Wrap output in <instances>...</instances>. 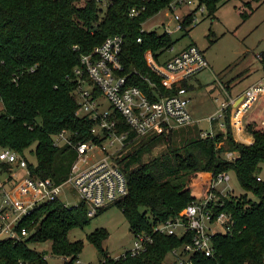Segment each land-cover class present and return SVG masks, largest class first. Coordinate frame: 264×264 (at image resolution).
<instances>
[{"label":"trees","instance_id":"16d2710c","mask_svg":"<svg viewBox=\"0 0 264 264\" xmlns=\"http://www.w3.org/2000/svg\"><path fill=\"white\" fill-rule=\"evenodd\" d=\"M200 1L208 10L207 15L214 17L220 0ZM168 2L0 0V148L14 150L25 160L24 153L30 150L36 160L35 163L27 160L32 176L55 184L64 181L77 157L74 145L93 139L99 141L92 132L95 121L88 115L76 114L75 68L80 65L81 55L90 53L114 34L124 37L120 75L126 76L128 83L141 89L149 99L173 95L179 87L187 91L192 88L188 79H183L166 89L160 75L150 69L144 57L147 50L159 63L171 57L159 58L172 50L175 39L164 32L141 27ZM133 7L139 12L131 16L129 10ZM191 18L192 14L183 18L184 35L192 27ZM139 36L141 40L136 42ZM261 56L264 65V52ZM93 93L101 95L96 88ZM262 96L254 113L256 117L245 125V131L253 138L250 144L233 138L230 105L224 109L223 127L214 125L213 135L206 137L200 136L197 124L136 137L122 116L112 111L110 118L117 132H126L123 148L128 149L117 157L116 163L127 179L128 193L111 204L122 211L131 232L150 235L152 242L136 254L128 251L110 257L103 248L108 232L102 227L95 228L86 238L97 249L99 261L162 264L167 252L185 237L159 233L154 227L175 218L207 190L204 174L233 172L239 186L251 192L255 200H250L246 192L225 198L226 209L231 211L236 226L231 234L213 239L214 257L200 261L201 264H260L264 253V180L258 179L264 163ZM62 130L68 133L71 144L57 146L54 136ZM155 150L157 153H153ZM225 151H234L238 156L228 160ZM2 167L5 169L7 165ZM89 218L82 202L74 207L64 205L59 199L46 201L19 224L27 228V237L14 242L0 239V264H50L45 252L32 246L47 242L51 254L62 257L63 264H75L83 241H71L67 234L88 224Z\"/></svg>","mask_w":264,"mask_h":264},{"label":"built area","instance_id":"2783aa9c","mask_svg":"<svg viewBox=\"0 0 264 264\" xmlns=\"http://www.w3.org/2000/svg\"><path fill=\"white\" fill-rule=\"evenodd\" d=\"M144 7L145 5L141 9ZM204 10L205 6L200 0H169L157 11L164 12L169 18V23L162 24V32L171 35L183 31L184 16L192 14L191 26L196 14L203 13ZM129 11L131 16L139 12L135 7ZM140 40V36L136 38V42ZM123 42V35L114 34L106 37L90 53L80 56V65L75 68L77 83L74 93L77 94L78 102L76 114L88 115L95 121L92 132L99 141L93 139L74 145L77 157L64 181L55 184L49 179L32 176L27 168V160L22 155L9 148H0V239L14 242L27 237L29 232L26 227L19 225L21 221L46 201L59 199L65 186L77 195L78 203L86 205L88 217L95 216L101 208L127 195L125 175L116 161L109 154H104L105 150L108 151L117 144L123 146L126 137V132H117L115 122L110 118V111L116 110L136 137L158 135L196 124L188 107L189 91L184 87L177 88L173 95L151 100L137 86L129 84L126 76L120 75ZM144 57L150 69L160 75L161 83L166 89L208 67L207 59L195 44L182 48L162 63L155 60L149 50L144 53ZM95 88L109 102V108L101 106L99 96L93 93ZM262 95L264 85L259 80L248 86L237 98L222 101L218 110L206 117V120L211 123L213 119H218L220 127H223L224 109L230 105L231 130H243V116ZM66 134L62 130L55 135L54 143L57 146L70 143ZM207 135H213L212 126L209 131L200 132L201 137ZM224 155L231 161L238 156L234 151H225ZM2 164L7 167L4 169ZM203 179L207 182V190L187 204L175 218L167 219L153 229L159 233L185 237L182 243L167 252L162 264H201L200 259L215 256L213 239L217 235L231 234L236 226V220L231 211L226 209L225 203V198L232 192L226 184L229 172H208L203 175ZM78 203L68 204L63 201L66 206L75 207ZM134 239L132 247L121 255L128 251L131 254L141 252L152 242L150 235L141 233L134 234ZM104 263L103 259L94 264ZM75 264L92 263H83L78 259ZM260 264H264V253Z\"/></svg>","mask_w":264,"mask_h":264},{"label":"rangeland","instance_id":"374dc122","mask_svg":"<svg viewBox=\"0 0 264 264\" xmlns=\"http://www.w3.org/2000/svg\"><path fill=\"white\" fill-rule=\"evenodd\" d=\"M207 13L208 10L205 9L203 13L196 14L195 21L188 29L187 34L184 35V31L171 34V38L175 39L172 51L181 50L193 42L209 62L208 68L200 71L195 75V78L190 80L192 90L189 103L191 115L197 127L206 132L211 129V123L206 120V116L217 111L221 102L219 98L223 95L222 84L232 91V97L238 96L246 87L250 84L253 85L258 80H261L264 85V65L261 61V53L264 52V2L220 0L214 17ZM243 14L247 15L246 18L243 17ZM165 23H169L168 15L158 12L145 20L141 27L145 30L162 32V24ZM172 51L165 52L159 58L164 59L171 56ZM215 97H219L218 102L214 101ZM262 98L263 96H260L258 100ZM99 101L103 108H109V102L104 96L100 95ZM110 112L112 113V111ZM212 132L214 133L213 130ZM31 147L34 148V145ZM123 147L124 145L117 144V146L109 148L108 151L105 150L104 154H109L116 161L117 157L125 154L128 149ZM157 151L155 150L153 153H157ZM24 156L32 163L36 162L35 156L30 150L26 151ZM259 175L264 180V163L261 164ZM20 177L21 173L18 175V178ZM226 184L234 193L230 192L232 195L246 192L239 186L233 172H229V181ZM219 187L223 188V185ZM246 195L250 200H255L251 192H246ZM59 200L68 204H76L79 198L69 187L65 186ZM107 206L108 208L104 211L90 217L88 224L71 229L67 234L71 241L79 239L83 241V248L79 254V260L83 263L94 264L100 259L97 249L86 238L95 228L102 227L108 232V236L103 242V248L110 257H119L133 245L134 233L129 230L128 222H126L122 211L114 204ZM32 246L37 250L44 251L50 264H63L62 257L51 254L49 242L32 244Z\"/></svg>","mask_w":264,"mask_h":264},{"label":"crops","instance_id":"0c3cea01","mask_svg":"<svg viewBox=\"0 0 264 264\" xmlns=\"http://www.w3.org/2000/svg\"><path fill=\"white\" fill-rule=\"evenodd\" d=\"M186 47V46H185ZM173 49V48H172ZM180 50V49H179ZM179 50H177V51H172L171 53L172 54H174V53H176V52H178ZM172 54H171V56H172ZM163 60H165V59H163ZM208 61V60H207ZM208 67H209V62H208ZM207 67V68H208ZM206 69V68H205ZM193 78H195V75L194 76H192V77H190L187 81H188V84L190 83L191 84V82H190V80H192ZM259 81V80H258ZM251 85V84H250ZM222 87H223V95L219 98V97H215L214 98V101L215 102H218V100L220 99V103H222V101H225L226 99H230V98H237L238 96H236V97H232V91L231 90H229V88H225L224 87V85L222 84ZM247 88V87H246ZM245 88V89H246ZM191 90H192V88H190L188 91H189V95L191 96V94H190V92H191ZM219 98V99H218ZM260 101L261 100H258L257 99V101H255V103L253 104V106L251 107V108H249V110L247 111V113L243 116V118H242V122H243V130H236V131H232V134H233V138H235L237 141H242V142H245V143H247V144H250V143H252L253 142V138L251 137V135L249 134V133H247L246 131H245V125H246V123H247V121L248 120H250V119H252V118H255L256 116L254 115V113H255V110H256V108L259 106L258 104L260 103ZM219 103V104H220ZM188 107H189V105H188ZM219 108V107H218ZM218 110V109H217ZM189 111L191 112V109H190V107H189ZM212 115V114H211ZM208 116H210V115H207L206 117H208ZM262 121V120H261ZM262 122H264V121H262ZM214 125H217L218 127H220V122L218 121V119H213L212 121H211V126H212V130H213V126ZM89 263H91V262H89Z\"/></svg>","mask_w":264,"mask_h":264}]
</instances>
